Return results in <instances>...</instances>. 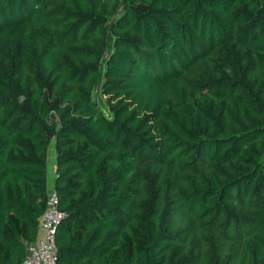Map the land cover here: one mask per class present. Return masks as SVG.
<instances>
[{
  "label": "trees",
  "instance_id": "16d2710c",
  "mask_svg": "<svg viewBox=\"0 0 264 264\" xmlns=\"http://www.w3.org/2000/svg\"><path fill=\"white\" fill-rule=\"evenodd\" d=\"M51 146L56 264H264V0H0V264Z\"/></svg>",
  "mask_w": 264,
  "mask_h": 264
},
{
  "label": "built area",
  "instance_id": "2783aa9c",
  "mask_svg": "<svg viewBox=\"0 0 264 264\" xmlns=\"http://www.w3.org/2000/svg\"><path fill=\"white\" fill-rule=\"evenodd\" d=\"M65 216L58 208L54 188H49L46 210L38 220L36 238L27 246L23 259L17 264H56L58 252L55 236Z\"/></svg>",
  "mask_w": 264,
  "mask_h": 264
},
{
  "label": "rangeland",
  "instance_id": "374dc122",
  "mask_svg": "<svg viewBox=\"0 0 264 264\" xmlns=\"http://www.w3.org/2000/svg\"><path fill=\"white\" fill-rule=\"evenodd\" d=\"M118 8H120V5L117 6V4H115L113 8L111 7L109 9V11H108V18H109V20H112L114 18V15L112 13L114 11H117ZM111 11H112V13H111ZM95 93H96V94H94L95 100L99 101V103L101 105H103V101H104L103 97H100V95L97 94V91L96 90H95ZM54 157H55V153H54V150H53V148L51 146L50 149L48 150V169H49V171H51L53 165H55V158ZM54 176H55V173L53 174L52 177L51 176L49 177V181H52L54 179Z\"/></svg>",
  "mask_w": 264,
  "mask_h": 264
},
{
  "label": "crops",
  "instance_id": "0c3cea01",
  "mask_svg": "<svg viewBox=\"0 0 264 264\" xmlns=\"http://www.w3.org/2000/svg\"><path fill=\"white\" fill-rule=\"evenodd\" d=\"M52 148H53V150H54V147L52 146ZM54 153H55V151H54ZM55 158V157H54ZM51 172V173H50ZM55 173V165H53V167H52V169H51V171H49V169H48V190H49V188H53V181H54V179L52 180V181H49V177L51 176H53V174ZM51 174V175H50ZM54 178H55V176H54ZM51 183V184H50ZM30 243H32V242H30ZM30 243H26L25 244V252H26V248H27V246L30 244ZM25 255V254H24Z\"/></svg>",
  "mask_w": 264,
  "mask_h": 264
}]
</instances>
